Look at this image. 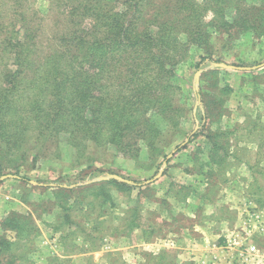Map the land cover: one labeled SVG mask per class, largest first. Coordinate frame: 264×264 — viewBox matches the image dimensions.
I'll use <instances>...</instances> for the list:
<instances>
[{"label": "rangeland", "instance_id": "1", "mask_svg": "<svg viewBox=\"0 0 264 264\" xmlns=\"http://www.w3.org/2000/svg\"><path fill=\"white\" fill-rule=\"evenodd\" d=\"M219 1L177 66V124L150 112L155 145L0 148V264H264V0Z\"/></svg>", "mask_w": 264, "mask_h": 264}, {"label": "trees", "instance_id": "2", "mask_svg": "<svg viewBox=\"0 0 264 264\" xmlns=\"http://www.w3.org/2000/svg\"><path fill=\"white\" fill-rule=\"evenodd\" d=\"M26 2L0 0V148L20 160L29 143L40 151L62 139L123 152L155 145L150 112L177 124L166 116L177 110L172 81L184 50L206 33L202 12H216L213 27L223 23L219 0H46L41 11Z\"/></svg>", "mask_w": 264, "mask_h": 264}, {"label": "water", "instance_id": "3", "mask_svg": "<svg viewBox=\"0 0 264 264\" xmlns=\"http://www.w3.org/2000/svg\"><path fill=\"white\" fill-rule=\"evenodd\" d=\"M214 65H217V66H221V67H224V68H233V69H245L243 67H236V66H233V65H227V64H214ZM5 177V176H3ZM113 178H117L119 180H123L122 178H119V177H116V176H113Z\"/></svg>", "mask_w": 264, "mask_h": 264}]
</instances>
